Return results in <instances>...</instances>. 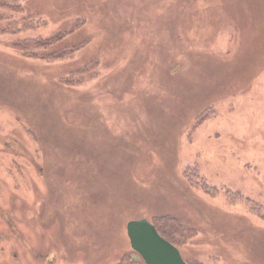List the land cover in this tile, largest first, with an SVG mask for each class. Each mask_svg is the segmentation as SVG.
Returning <instances> with one entry per match:
<instances>
[{
    "label": "rangeland",
    "instance_id": "rangeland-1",
    "mask_svg": "<svg viewBox=\"0 0 264 264\" xmlns=\"http://www.w3.org/2000/svg\"><path fill=\"white\" fill-rule=\"evenodd\" d=\"M163 214L264 264V0H0V264H117Z\"/></svg>",
    "mask_w": 264,
    "mask_h": 264
},
{
    "label": "water",
    "instance_id": "water-1",
    "mask_svg": "<svg viewBox=\"0 0 264 264\" xmlns=\"http://www.w3.org/2000/svg\"><path fill=\"white\" fill-rule=\"evenodd\" d=\"M127 234L132 248L146 264H189L180 248L163 236L147 217L130 219Z\"/></svg>",
    "mask_w": 264,
    "mask_h": 264
},
{
    "label": "trees",
    "instance_id": "trees-1",
    "mask_svg": "<svg viewBox=\"0 0 264 264\" xmlns=\"http://www.w3.org/2000/svg\"><path fill=\"white\" fill-rule=\"evenodd\" d=\"M52 37L56 38V36L51 35L44 39L37 37L32 39H26L24 41L25 43L21 46V48L30 56L39 55L38 52H35L36 48L50 44L52 41L55 40ZM60 51H53L45 54L44 56L58 57L61 55H66L68 49L65 48ZM69 51H71V49ZM190 175H192V177H197V172L192 171ZM151 220L156 225L159 232L177 246H181L182 244H184L190 237H192L196 233L194 227L186 224L182 219L174 215H156L153 216ZM134 253L136 255L123 256L117 264H146L141 255L136 250H134ZM187 262L189 264H194V262H192L191 260H187Z\"/></svg>",
    "mask_w": 264,
    "mask_h": 264
}]
</instances>
